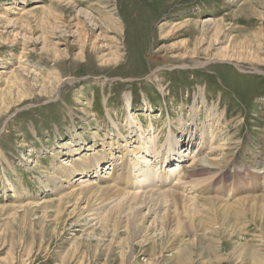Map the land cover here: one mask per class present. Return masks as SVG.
Returning a JSON list of instances; mask_svg holds the SVG:
<instances>
[{"label": "rangeland", "instance_id": "1", "mask_svg": "<svg viewBox=\"0 0 264 264\" xmlns=\"http://www.w3.org/2000/svg\"><path fill=\"white\" fill-rule=\"evenodd\" d=\"M102 141L115 165L128 150L129 194L195 159L201 199L218 200L133 229L78 218L83 203L56 213L84 178L59 191L53 167ZM259 196L264 0H0V264H264V200L246 199Z\"/></svg>", "mask_w": 264, "mask_h": 264}, {"label": "bare ground", "instance_id": "2", "mask_svg": "<svg viewBox=\"0 0 264 264\" xmlns=\"http://www.w3.org/2000/svg\"><path fill=\"white\" fill-rule=\"evenodd\" d=\"M104 3H106V2H104ZM25 8H23V9H25ZM39 9L41 10L42 8H39ZM82 13L83 12H81V14ZM214 27L216 29L215 32L219 33V31H220L219 24L214 23ZM169 28L174 29L175 27L172 26ZM173 29H171V30L173 31ZM193 54H194V52H193ZM222 58H230V57L228 55H225ZM201 65H203V64H201ZM201 65L196 64L197 67H201ZM9 81L11 84H15L19 80L14 75V77H12V79ZM128 108H129V105L127 103V109ZM133 123L134 122L132 119L126 120V124H128L129 128H132ZM137 125H139V124H137ZM149 127H150V129L153 130L151 121H150ZM139 129H140V127H139ZM187 133L191 134V131H189V129H188ZM117 136H118V134H117ZM94 137L97 138V136H94ZM75 139H77L78 142H80L82 140V139H80L79 136H77ZM203 139H204V137H203ZM211 140H212V138H211ZM141 144L142 143L139 142L138 145H141ZM70 145L71 144L69 143L67 146H70ZM115 145H116V143H115ZM101 147L105 151H103V153L100 155H98V152H96L95 154H93V155H95V157H93V158L90 155L86 154L88 152H83L81 155V154L71 150L70 153L76 154L75 156L72 157L73 163L68 168L62 166V164H60V165L58 164L56 167H53V169H54L52 172L53 175L48 178V182L58 180L59 184L57 185V190H59V191H61L64 187L63 182H65L66 184L69 185V182L71 180L70 178L74 177V175H80L85 180V177H87V175L89 176L92 174L93 177L99 178L98 179L99 182L97 184L89 183V184H87L88 186L85 185L86 187L84 188V187H82V185L88 183V181L87 180H85V181L80 180L81 182L79 185L81 186V189H79L78 192H77V190H78V188H77V190H74V191H76V193L74 192V194H71V195H68L65 197L61 196L60 200H58L56 202H52L53 205H51L50 203H49V205L48 204H45V205L55 207V212L59 214V212L61 210L68 208V207H73V211H75L74 209L75 208L79 209L80 203L81 204L83 203L85 206V209H84V207L80 208L81 212L78 213L79 214L77 216L78 218H81L84 215V219H86V220H87V218H91V220L97 221L96 224H102L105 221H106L105 224H107V222H110V223L112 222L114 227H118L119 225H121L123 223L122 220L124 219L125 220L124 222H127V225L125 226V228L126 229H133L134 226H136L135 223L137 221V217L145 219V221H146L147 218H149L154 213H156V215H157V211L161 210L162 207H164L163 215H167L169 213V211H168L169 207H172V209L174 208V211L179 214V212L177 210V202L178 201H181L183 203L184 213L187 214L191 220V218H193L194 215H192L191 211L190 212L187 211V207L189 209L191 208L192 210L193 209L195 210L197 208L202 207V204H201L202 202H204L203 203L204 206H207L208 202L210 203V201H211V203H213V202L215 203V201L218 200L216 198H212L209 200L201 199L200 195L202 194V196H203L204 191L201 188L200 189L197 188L199 186V183L196 184L195 180H191L192 173H196L198 171V169L200 168V166L198 164L194 163L195 159H193L191 161V163H193V164L187 166L186 168L178 167L179 170H181V171H178V172L176 171L177 173L173 170V169H175V166H173V169H171L175 173L172 172L171 170H170L171 172L168 171L170 173V175H173V176L176 175V178L174 177L175 178L174 180L176 181L174 184H176V185H174V184L172 185L171 180H163V178L170 179L169 176H162L161 175V179H160L161 184H160L159 188H156V189H159L158 191H151L150 193H146V194L131 195L129 193L131 192L130 190H131V187L133 185L131 182V175H132V169L133 168H131L132 164H131L130 160L127 159L128 150L126 148L121 149V147H120V149H119V155L121 156L120 157V163L115 165L113 162V159H114L113 155L111 154L112 144H108L109 149H106L105 144L102 141ZM89 150H91V149L89 148ZM144 157H145V155H144ZM53 159L56 160L57 158L53 157ZM141 159L144 162H148V160H149V159L147 160L143 157H141ZM114 161H116V160H114ZM104 166H106L105 170H109L111 168V170L113 172L111 174H109V176L99 177L101 175V172H102V167H104ZM105 170H103V171H105ZM65 172H68L69 175H67ZM261 173H263V172L260 170L259 173H257V174H261ZM145 177H147V179H145V180L150 179L149 176H145ZM152 183L153 184H151L152 185L151 190L155 189V182H152ZM118 185H119V187H118ZM167 187H169V188L166 190L163 189V188H167ZM186 188L189 189V192L191 193L190 194L191 197H187V196L183 197V196H181V193L180 194L178 193V191H182L183 193H185L184 191L186 190ZM69 189H71V188H69ZM13 190H14V187H13ZM143 191L145 192V190H143ZM14 192H15V190H14ZM192 194H194V195L192 196ZM66 195H67V193H66ZM179 198L183 199V201L180 200ZM246 199H260V200L262 199V200H264V197L259 196L256 198H246ZM112 201L113 202L115 201V203L112 204L113 203ZM240 202H242V201H240ZM244 202H245V200H244ZM106 204L109 205V209L106 211V213L104 214L105 216L102 218L99 211H100V209H102L101 207L103 205H106ZM134 209H136L135 211H139L140 209H145L146 213L143 214L142 212H139L138 214H133ZM200 209H202V208H200ZM128 211H130L131 213L129 212L130 214H126V212H128ZM127 218H129L130 220L127 221L126 220ZM153 223H152V225H153Z\"/></svg>", "mask_w": 264, "mask_h": 264}]
</instances>
